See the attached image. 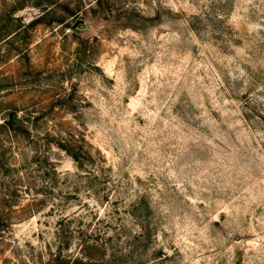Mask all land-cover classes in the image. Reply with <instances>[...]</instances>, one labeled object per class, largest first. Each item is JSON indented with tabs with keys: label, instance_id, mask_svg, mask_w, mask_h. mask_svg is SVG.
<instances>
[{
	"label": "rangeland",
	"instance_id": "374dc122",
	"mask_svg": "<svg viewBox=\"0 0 264 264\" xmlns=\"http://www.w3.org/2000/svg\"><path fill=\"white\" fill-rule=\"evenodd\" d=\"M69 257L264 264V0H0V264Z\"/></svg>",
	"mask_w": 264,
	"mask_h": 264
},
{
	"label": "trees",
	"instance_id": "16d2710c",
	"mask_svg": "<svg viewBox=\"0 0 264 264\" xmlns=\"http://www.w3.org/2000/svg\"><path fill=\"white\" fill-rule=\"evenodd\" d=\"M48 12H49V9H48V7H45L44 8V12L39 16V18H37V19H39V20H41L42 18H43V16H45V15H47L48 14ZM76 258L77 257H74L73 259H71V257H69L68 259H65L64 260V264H67L68 263V261H69V263H72L73 261H75L76 260ZM60 259V255H56L54 258H53V260H51V261H58ZM56 263V262H55ZM49 264H54V262H50Z\"/></svg>",
	"mask_w": 264,
	"mask_h": 264
}]
</instances>
